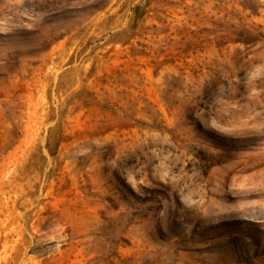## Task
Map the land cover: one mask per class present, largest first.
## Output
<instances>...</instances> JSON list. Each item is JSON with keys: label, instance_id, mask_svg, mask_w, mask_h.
<instances>
[{"label": "rangeland", "instance_id": "obj_1", "mask_svg": "<svg viewBox=\"0 0 264 264\" xmlns=\"http://www.w3.org/2000/svg\"><path fill=\"white\" fill-rule=\"evenodd\" d=\"M0 264H264V0H0Z\"/></svg>", "mask_w": 264, "mask_h": 264}, {"label": "trees", "instance_id": "obj_2", "mask_svg": "<svg viewBox=\"0 0 264 264\" xmlns=\"http://www.w3.org/2000/svg\"><path fill=\"white\" fill-rule=\"evenodd\" d=\"M249 34H251V33L249 32Z\"/></svg>", "mask_w": 264, "mask_h": 264}]
</instances>
